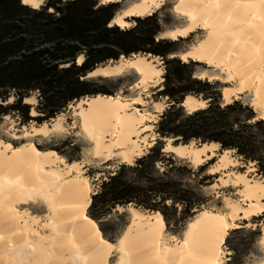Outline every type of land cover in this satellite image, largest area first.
I'll return each mask as SVG.
<instances>
[{"label":"bare ground","instance_id":"1","mask_svg":"<svg viewBox=\"0 0 264 264\" xmlns=\"http://www.w3.org/2000/svg\"><path fill=\"white\" fill-rule=\"evenodd\" d=\"M163 1L133 0L115 13L112 24L128 27L132 16L150 15ZM172 10L184 24L163 31L160 36L175 40L203 30L201 39L181 52L180 58L203 61L221 71L222 79L231 82L222 91L224 105L248 92L251 106L258 110L256 118L264 119V0H174ZM154 59L132 54L94 69V74L103 76L135 71L137 79L131 86L134 95L98 94L68 105L73 107L72 126L89 141L92 156L105 162L118 156L132 164L144 154L145 147L154 144V138L147 140L141 135L151 127L145 121H155L169 104L164 100L151 102L153 110L145 114L136 107L150 102L142 93L161 81L162 69ZM78 60L80 63L82 56ZM204 73L197 77H204ZM210 77L219 76L215 73ZM24 98L23 102L28 104L36 101L34 95ZM206 105V100L191 94L181 103L187 112ZM23 128L24 136H48L68 130L61 114L49 123ZM9 131L12 137L20 138L17 132ZM165 139L163 150L178 157L186 156L196 166L213 157L219 147L217 143L197 144L195 140L171 145L172 138ZM221 154L211 171L221 172L224 176L219 179L235 186L237 196L225 198V211L199 210L177 238L165 233L158 211L148 212L131 204L118 206L130 210L131 221L112 247L85 214L93 191L88 179L82 176L81 162L63 163L61 157L51 151L37 150L32 142L14 147L10 142L0 141V264H224L228 253L222 246L228 231L240 226L238 219L249 220L264 211V181L248 175L253 171L248 162L245 172L223 171L242 162L230 149L222 150ZM37 199L47 210L43 226L49 229L48 234H40L25 219L26 213L14 209L17 204ZM246 226L254 224L248 221ZM261 240H264V222ZM260 246L261 255L250 264H264V246Z\"/></svg>","mask_w":264,"mask_h":264},{"label":"trees","instance_id":"2","mask_svg":"<svg viewBox=\"0 0 264 264\" xmlns=\"http://www.w3.org/2000/svg\"><path fill=\"white\" fill-rule=\"evenodd\" d=\"M119 9L120 2L100 0H46L39 8L22 0H0V119L16 114L21 124L30 120L41 124L81 98L114 96L116 89L105 78L87 79L86 74L121 56L159 57L165 72L162 89L154 96L167 98L170 105L156 123V134L174 139V144L217 143L220 151L234 150L255 161L257 172L264 176L262 119H255L252 108L239 100L219 102V82L195 77L192 60L168 57L178 50V41L158 38L156 12L132 17L134 25L122 28L111 23ZM32 94L37 103H24V97ZM188 94L208 100L207 105L186 112L181 103ZM32 108L37 115L30 114ZM163 146L158 138L132 164L122 163L99 180L85 214L97 223L104 239L112 240L121 232L109 219L117 206L158 211L164 227L177 229L210 200L203 188L218 177L206 172L211 162L192 167ZM262 218L264 213L255 217Z\"/></svg>","mask_w":264,"mask_h":264},{"label":"rangeland","instance_id":"3","mask_svg":"<svg viewBox=\"0 0 264 264\" xmlns=\"http://www.w3.org/2000/svg\"><path fill=\"white\" fill-rule=\"evenodd\" d=\"M45 1L43 3H45ZM131 1H133V0H120L119 1L120 2V9L124 8ZM173 2H174V0H164L162 6L159 7L158 9L154 10V12L157 13L158 21H159L160 28H161V30L158 34V38H166V37L160 36V34L163 31H166L168 29L174 28L175 26H180V25L184 24V20L182 18H180L179 16H177L175 13H173V10H172ZM132 17H138V16H132ZM132 17L131 18L129 17L131 20V24L128 22L129 23L128 27L134 25V21H133ZM202 35H203V30L198 29V30H195L194 32L189 33L187 36H179L178 38L175 39L178 41V45H177L178 50L175 53L170 54L168 57L170 58V57L175 56V57L180 58L179 54L181 52L187 50L192 44L196 43L199 39H201ZM179 38H182V40H178ZM167 39H170V38H167ZM170 40H172V39H170ZM146 56L151 57L149 55H146ZM122 57L123 58H129L130 56L129 57L121 56L120 58H122ZM153 58H155L154 62L162 69V73L160 75L161 81L157 86L150 87V88H148V90H146L142 93V96L147 101H150L144 107L143 106H136L142 114H145L147 112L152 111L151 102H154V101L164 100L167 104L170 105L167 98H163V97L155 98V96H154V94L158 90L162 89L161 85L163 83V74L165 72V66H164V60H162L159 57H153ZM82 59H83V57H82ZM189 60H191V59H189ZM189 60H186V61L182 60V61L188 62ZM111 61L114 62L117 60H111ZM192 62H194V64H195L193 67L195 77L200 75V73H202V72L204 73V71H205L206 73H204V74H206V75H204V77H202V78L197 77V78L202 79V80H207L209 82H212V81H218L219 82L220 97L218 98V101L224 105L223 99H222V91L226 85L227 86L231 85V82H226L225 80H223L222 78H223L224 74L221 71L219 72L216 68L209 66L207 63L205 64V62H203V61L201 62V61H195V60H192ZM215 73L220 78L219 77H214V78L210 77V76L214 75ZM98 78H105L107 80L106 84L108 86L116 89L114 92V95H116L118 93L121 95H134L135 94V92H132L131 86L136 82L137 74L133 70H126L120 76H107V77L102 76V77H95V78H88V79H98ZM32 95H34L36 98V101L34 102V104H36L37 103V95H35V94H32ZM250 99H251L250 93L246 92V93L241 94L235 100H239L243 104H248L252 108V110L255 114V119H257L256 115L258 114V110L254 109L251 106ZM8 100H9V102H11L13 100V97H10ZM235 100H233V101H235ZM206 101L208 102V100H206ZM169 105H166V108ZM182 108L184 109L183 106H182ZM31 111L35 112V114L32 116H35L38 114L34 108H32ZM31 111H30V114H31ZM162 113H158L157 119L155 120L156 122H154V120H146L145 125H151V127H149L146 131H143L141 134V135L145 136L147 140L154 138V139H152V140H154V143L160 137V136H158V134H156L155 128H156V123L160 119V116ZM58 114H61L63 123L65 125H67L68 130L62 131V132L50 133L48 136H40V135L24 136L23 135L24 134V132H23L24 128L23 127H25L27 129L28 127H30L31 124L32 125H38L39 123L37 121L30 120L28 123L21 124V122H20L21 119L16 114L5 115L0 119V141L10 142L11 145L14 147H17V146H19L23 143H26V142H32L34 144V147L37 150H39V151H51L55 155L61 157L63 160V163H70L73 161L81 162L82 163V176L88 179V181L91 185V192L92 191L95 192V190L97 189V184H98L99 180L101 179V177L105 176L109 171H113V170L117 169L119 165H121L122 163H125V162H123L118 156H115L113 159H111L107 162H105L102 158L92 156L91 152H89V150H90L89 149L90 148L89 141L86 139L85 136H83V134L78 133L77 128H74L72 126L73 121H74L73 107L67 106L65 109H63ZM245 114H248V112L246 111ZM57 115L53 118H56ZM53 118H51V119H53ZM51 119L43 121L42 123H44V122L49 123L51 121ZM10 129L12 131H15L18 134H20L21 135L20 138L12 137L10 134V131H9ZM160 139H162V138L160 137ZM173 141H174V139H173ZM212 143H214V142H212ZM166 144H167V142H166ZM150 147L151 146L144 148V151H143L144 154L148 151V149ZM218 148H219L218 151L215 152L213 157H211L210 159H206L204 161V163L211 162V164H209L206 172L210 173V174H218V177L214 179V181L211 185L205 186L203 188L204 194L210 196V200L207 203H205L204 205H202L201 209H196V212H198L199 210H202V209L225 211V207H224L225 198L226 197H232V198L237 197L236 196V189L234 190L231 186H228L229 184H227V183L224 184L219 179L221 175L222 176H224V175L221 172L213 173L211 171L212 166L215 164L216 160L219 158V153L222 151V150L220 151V147H218ZM166 152H168V151H166ZM232 152H233V150H232ZM142 155L143 154H141V156ZM233 155L235 157H238V160L240 162H242L241 165L233 167V168L229 167V168L224 169L223 171L233 170L236 172H245L247 169V165L252 164L251 166H253V171H250V173L248 172V175H254V176L257 175V176H261L262 178H264V176H262L261 174H259L257 172V164L255 161L245 160L243 157L237 156L235 154V151H234ZM176 157H178V156H176ZM178 158L185 159V161L192 167H197L186 156L178 157ZM135 159L133 160V162L135 161ZM245 162H248V164L245 165ZM204 163H202V164H204ZM262 178H260V179L263 180ZM93 192L90 195H92ZM125 206H127V205H125ZM125 206H123V207H125ZM116 208L113 210L112 215L109 217V219L113 225L118 224V225H116V228L118 230H120L121 232L117 236H115V238L112 240L104 239L112 247H113V245H115L116 240L122 234V232L128 227V225L130 224V221H131V213H130V210L128 208L119 209V210H116ZM14 209L20 214L26 213V214H24L25 219L27 218V220H29L30 223L33 225V228L39 230L38 232L40 234L43 235V234L49 233V229H47L43 226V223L47 219V210L45 208L44 203L42 201H40V199L30 201L27 203H21L19 205L17 204L14 206ZM145 211H147V210H145ZM122 212H125V213H122ZM148 212H155V211H148ZM261 215H258V216H261ZM258 216L250 217L249 220L238 219V223L240 226L238 228H234V229H231L228 231V235L224 239V243L222 246L225 249V251L228 253L226 256V260H225L224 264H250L259 255H261L262 248L260 246L259 239H260V235H261V225H262V222H264L262 220L264 218H262L261 220H256L255 217H258ZM192 218L193 217H191L190 219H192ZM119 219L122 220V222L125 221L126 224L121 223V221ZM190 219L188 221H190ZM34 221H35V223H34ZM188 221L181 228H177V229L173 228V227L168 228V227L163 226L164 231L168 235H174L177 238H180L183 230L185 229V227L188 223ZM248 221L250 223H253L254 226L253 227L246 226ZM94 223L97 224L96 222H94ZM96 226H98V225H96ZM113 259L114 258H112L110 260H113Z\"/></svg>","mask_w":264,"mask_h":264},{"label":"water","instance_id":"4","mask_svg":"<svg viewBox=\"0 0 264 264\" xmlns=\"http://www.w3.org/2000/svg\"><path fill=\"white\" fill-rule=\"evenodd\" d=\"M112 23H114V22H112ZM123 58V57H122ZM77 62L79 63V60H77ZM107 63H113V61H110V62H107ZM106 64V63H105ZM105 64H102V65H105ZM100 66V65H99ZM97 67V66H96ZM95 67V68H96ZM94 68V69H95ZM94 69L93 70H91L90 72H88L87 74H86V76H85V78H95V77H102L103 75L102 74H94L93 72H94ZM103 77H107V76H103ZM25 99V98H24ZM204 100V99H203ZM24 103H27V102H24ZM28 104V103H27ZM166 138V137H165ZM165 138H162V140L164 141V149H165V147H166V141H167V139H165ZM171 142V145H176V144H174L173 143V139L170 141ZM196 143L197 144H200V143H198L197 141H196ZM165 151V150H164ZM116 210H119V208L117 207V209Z\"/></svg>","mask_w":264,"mask_h":264},{"label":"snow or ice","instance_id":"5","mask_svg":"<svg viewBox=\"0 0 264 264\" xmlns=\"http://www.w3.org/2000/svg\"><path fill=\"white\" fill-rule=\"evenodd\" d=\"M25 5H31L33 8H39L40 5L43 3V0H23ZM261 123H264V119L261 120ZM213 147H216L215 145ZM260 244L264 246V240L260 241Z\"/></svg>","mask_w":264,"mask_h":264},{"label":"crops","instance_id":"6","mask_svg":"<svg viewBox=\"0 0 264 264\" xmlns=\"http://www.w3.org/2000/svg\"><path fill=\"white\" fill-rule=\"evenodd\" d=\"M45 0H43V2H44ZM101 1V0H100ZM43 4V3H42ZM41 4V5H42ZM183 25V24H182ZM182 25H180V26H182ZM186 97V96H185ZM185 97H184V100H185ZM152 107V106H151ZM152 110H153V107H152ZM154 122H156V121H154ZM212 144H214V143H212ZM218 149L219 148H217L216 150H214L215 152L216 151H218ZM214 152V153H215ZM233 154H234V151L232 152ZM219 156H222V154H221V152L219 153ZM236 158H238V157H236ZM257 176V175H256ZM257 177H259V178H262L261 176H257ZM263 180H264V178H262ZM228 186H231L234 190H235V186H232V185H228ZM263 200H264V195H263ZM264 212V211H263ZM263 212H260L259 214H257V215H255V216H258V215H261ZM262 221H264V219L262 220Z\"/></svg>","mask_w":264,"mask_h":264}]
</instances>
